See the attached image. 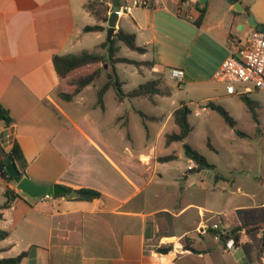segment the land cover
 Here are the masks:
<instances>
[{
	"label": "crops",
	"instance_id": "0c3cea01",
	"mask_svg": "<svg viewBox=\"0 0 264 264\" xmlns=\"http://www.w3.org/2000/svg\"><path fill=\"white\" fill-rule=\"evenodd\" d=\"M90 1L0 0V105L13 119L10 124L0 121V145L10 152L19 144L28 162L27 177L38 184L101 193L96 200H83L81 195L31 198L18 190L15 181L1 178L0 203H6L8 189L19 196L3 210L0 228L9 237L0 241V259L28 251L23 264H264V198L247 196L232 209L200 207L198 214L197 206L181 200L180 194L190 188L224 179L215 178L217 167L215 175L199 171L197 164L189 171L183 144L182 152L176 143L166 144V135L179 131L173 113L183 103L151 116L139 106L123 108L126 101L142 98L120 101L115 93L118 107L109 115L107 96L112 89L102 108L96 81L71 104L59 99L67 84L56 72L54 56L86 51L81 49L90 35L97 34L101 41L108 30L87 10ZM149 1V7L130 16L137 45L149 51L159 43L158 25L192 24L198 49L212 44L222 51L214 79L230 55V38L251 33L250 17L257 25L264 21V0L240 2L245 13L236 12L227 0ZM204 6V19L197 26L194 22ZM98 24L106 31H84ZM157 66L155 61L152 69ZM94 92L97 100L87 106ZM223 96L239 95H227L224 87ZM162 104L156 99L151 106ZM132 114L140 117L146 131L142 145H135L130 132ZM162 148L172 151L161 152ZM170 155L177 159L159 160ZM183 159L187 167L173 165ZM216 223L228 233L246 226L240 243L231 237L226 240L227 235L218 239L212 229ZM165 247L169 254L159 252Z\"/></svg>",
	"mask_w": 264,
	"mask_h": 264
},
{
	"label": "rangeland",
	"instance_id": "374dc122",
	"mask_svg": "<svg viewBox=\"0 0 264 264\" xmlns=\"http://www.w3.org/2000/svg\"><path fill=\"white\" fill-rule=\"evenodd\" d=\"M118 25L129 33L135 29L130 16L120 18ZM106 26L108 28V22ZM158 31L159 43L151 46L146 55L132 51L122 42H117L120 49L118 57L136 61H156L158 64L156 69L142 66L139 70L134 65L118 64L117 74L125 82L123 86L125 92L132 91L148 81L161 79L162 89H170L172 96H153L151 99L142 98L143 100L139 101L137 99L128 100L123 108L131 109L139 106L151 116L179 107L181 103L186 104L192 110L189 119L194 130L187 142L203 154L210 163L216 165V172L224 177L218 183L199 185L180 194L184 204L192 203L198 207L195 209L197 214L200 207L209 210V208L218 209L219 206L224 205L232 209L238 200L246 199L250 195H256L258 200L263 199L264 91H254L249 95V98L259 104V108H256V121L244 99L239 96H223L224 86L215 81L213 72L222 56L219 48L211 44L209 49H198L197 34H195L197 30L192 24L177 23V26L163 27L158 25ZM96 35H90V40L81 50L105 54L106 50L100 42L107 40V32L103 34L101 41ZM161 37L165 38L161 39ZM106 68L107 72L112 71L110 66ZM172 68L183 69L186 73V80L181 84L171 80L170 70ZM106 81L107 74L104 73L94 84L101 87ZM88 97L87 106L97 100L95 92ZM156 99H161L163 103L161 107L151 106ZM209 101L223 106L237 121L238 129L245 136H239L218 112L208 108L206 105ZM107 105L109 115L118 107L113 89L107 96ZM197 111L200 112L199 116L196 115ZM109 115L106 118L110 117ZM140 121L138 115H131L130 132L135 145H142L146 141V131L140 126ZM176 145L181 147L179 152H182V143H176ZM164 151L170 153L172 150L162 148L161 152ZM173 165L187 167L188 161L183 159ZM216 172L213 171V175ZM214 187L216 190L213 189ZM210 216L211 214L207 218Z\"/></svg>",
	"mask_w": 264,
	"mask_h": 264
},
{
	"label": "trees",
	"instance_id": "16d2710c",
	"mask_svg": "<svg viewBox=\"0 0 264 264\" xmlns=\"http://www.w3.org/2000/svg\"><path fill=\"white\" fill-rule=\"evenodd\" d=\"M231 5L242 2L243 0H227ZM109 2L118 3V0H92L86 6L87 10L92 13L99 22H108V12H109ZM249 13V9H247ZM206 13V7L204 6L201 10L199 18L194 22L197 26H200ZM84 31L86 33L90 32H104L106 27L102 25L87 26ZM117 42H122L130 50L138 52L140 54H146L148 52L147 47H140L136 43V35L128 33L123 29L119 28L111 43L108 41L102 44V47L106 50L105 54H100L94 51H82L77 54H69L65 56H54L53 63L59 78L64 81L66 80L67 90L61 91L59 93V99L71 104L75 97L79 95L87 86L93 84L97 79L101 77L102 74H107V81L98 90V104L104 108V96L107 92L113 89L120 101L125 99L134 98H152L156 95L170 96V89H162V81L153 80L148 81L145 84H141L136 89L126 93L123 86L124 82L119 78L117 74L118 64H130L136 66L141 70L142 66L147 68H154L155 61L151 62H140L136 60H131L125 57H118L119 47ZM106 66L112 68L111 72H107ZM245 103L247 104L249 110L253 112V118L257 121L256 108H259V104L249 98V95L242 96ZM208 108L218 112L225 120V122L230 125L239 136H245L243 132L238 129L237 121L230 115V113L221 105H218L212 101L206 105ZM144 119L146 115L143 112L139 113ZM192 110L186 105L182 104L173 113V118L175 124L177 125L179 131L166 135V144L171 145L173 143H182L185 150L186 156L195 162L198 166V170L202 171L204 169L215 171L216 166L211 164L208 159L201 154L198 150L193 148L187 143V139L193 132L194 127L190 122V115ZM0 121H5L7 124L13 122L10 113L0 105ZM7 157H11V162H14L23 177H27L28 162L23 154V151L18 143H15L10 152H6L4 148L0 145V170L2 171L3 178L9 182H14V178L7 172L5 160ZM177 159V156L170 155L167 157H161L159 160L161 162H169ZM216 179H221V175L218 173L215 175ZM71 192L70 189H67ZM81 194V199L83 200H96L101 197V193L95 190L82 189L78 191ZM18 193L15 190L8 189L6 192L7 201L5 204L0 203V221L3 219V210L8 206L9 202L15 200L18 197ZM59 197H66V195H61ZM246 230V226H239L233 229L228 236L234 240L236 245L240 243V236L242 232ZM213 234L216 236L217 232L213 230ZM9 237V233L0 228V241H3ZM225 236L222 237V239ZM188 249L192 252H197L196 249L188 246ZM159 252L162 254H169L170 248H160ZM30 252H23L21 255L14 258L0 259V264H23V261L29 257Z\"/></svg>",
	"mask_w": 264,
	"mask_h": 264
},
{
	"label": "built area",
	"instance_id": "2783aa9c",
	"mask_svg": "<svg viewBox=\"0 0 264 264\" xmlns=\"http://www.w3.org/2000/svg\"><path fill=\"white\" fill-rule=\"evenodd\" d=\"M108 5V20L116 6L119 7L116 14L120 19L131 16L136 9L149 7L150 1L118 0V3L109 2ZM229 53V57L215 76V81L225 87L226 94L246 96L254 91H264V23L253 27L251 33L246 37L234 36L230 38ZM184 77L183 70L176 68L170 70L171 80L181 84ZM196 115L199 116L200 113L197 112ZM195 167V162L190 160L188 170L192 171ZM1 178L3 175L0 170ZM45 197L50 199L53 196ZM212 229L217 232L218 239L228 236V230L223 228L220 223L214 224Z\"/></svg>",
	"mask_w": 264,
	"mask_h": 264
},
{
	"label": "water",
	"instance_id": "95a60500",
	"mask_svg": "<svg viewBox=\"0 0 264 264\" xmlns=\"http://www.w3.org/2000/svg\"><path fill=\"white\" fill-rule=\"evenodd\" d=\"M207 0H201L202 3H206ZM119 10V7L116 6L114 8V12L111 14L108 20V30H107V41L109 43L112 42L113 37L118 30V15L116 11ZM234 10L239 13H245V9L243 8L241 3H237L234 5ZM248 23L251 26L257 27V23L254 21L253 17H250ZM6 163V170L7 172L14 178V181L17 183V188L27 196L31 198H42L45 196H54L59 197L61 195H66L70 199H77L80 197V193L78 191L69 192L66 188L54 185V186H45L38 184L32 181L28 177L21 176L16 164L11 162V157H7L5 160ZM231 236H227L226 240H228Z\"/></svg>",
	"mask_w": 264,
	"mask_h": 264
}]
</instances>
